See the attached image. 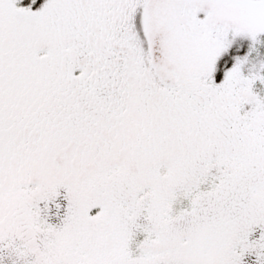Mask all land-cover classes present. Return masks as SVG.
I'll use <instances>...</instances> for the list:
<instances>
[{"label":"snow or ice","instance_id":"6c2138e0","mask_svg":"<svg viewBox=\"0 0 264 264\" xmlns=\"http://www.w3.org/2000/svg\"><path fill=\"white\" fill-rule=\"evenodd\" d=\"M0 264H264V0H0Z\"/></svg>","mask_w":264,"mask_h":264}]
</instances>
